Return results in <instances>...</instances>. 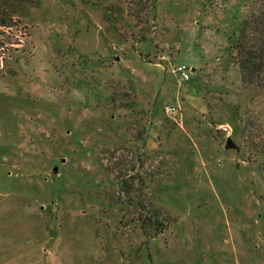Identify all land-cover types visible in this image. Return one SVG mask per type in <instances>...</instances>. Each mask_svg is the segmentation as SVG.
Returning <instances> with one entry per match:
<instances>
[{"label":"rangeland","instance_id":"374dc122","mask_svg":"<svg viewBox=\"0 0 264 264\" xmlns=\"http://www.w3.org/2000/svg\"><path fill=\"white\" fill-rule=\"evenodd\" d=\"M21 1L0 25V264H264V87L235 58L264 0Z\"/></svg>","mask_w":264,"mask_h":264},{"label":"trees","instance_id":"16d2710c","mask_svg":"<svg viewBox=\"0 0 264 264\" xmlns=\"http://www.w3.org/2000/svg\"><path fill=\"white\" fill-rule=\"evenodd\" d=\"M21 0H0V25L5 24V18L11 9L7 4L18 6ZM17 4V5H16ZM235 56L239 65L242 81L246 85L257 84L264 87V8L252 10L243 20L239 30ZM162 227L165 224L161 223Z\"/></svg>","mask_w":264,"mask_h":264},{"label":"built area","instance_id":"2783aa9c","mask_svg":"<svg viewBox=\"0 0 264 264\" xmlns=\"http://www.w3.org/2000/svg\"><path fill=\"white\" fill-rule=\"evenodd\" d=\"M165 57L166 56L163 55L160 58L164 60ZM176 71L179 72L180 75L184 79H186V80L190 79L189 67L186 64H182V65L178 66ZM166 111L168 114H173V113H176L177 108L175 106L168 105V106H166Z\"/></svg>","mask_w":264,"mask_h":264},{"label":"water","instance_id":"95a60500","mask_svg":"<svg viewBox=\"0 0 264 264\" xmlns=\"http://www.w3.org/2000/svg\"><path fill=\"white\" fill-rule=\"evenodd\" d=\"M233 146H235V144H234V142L232 141V139L229 138L226 147L228 148V147H233Z\"/></svg>","mask_w":264,"mask_h":264}]
</instances>
